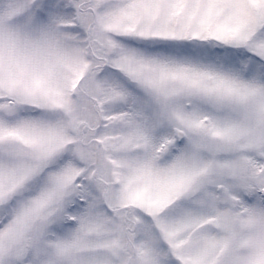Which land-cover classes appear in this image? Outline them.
<instances>
[{"label": "snow or ice", "instance_id": "snow-or-ice-1", "mask_svg": "<svg viewBox=\"0 0 264 264\" xmlns=\"http://www.w3.org/2000/svg\"><path fill=\"white\" fill-rule=\"evenodd\" d=\"M0 264H264V0H0Z\"/></svg>", "mask_w": 264, "mask_h": 264}]
</instances>
